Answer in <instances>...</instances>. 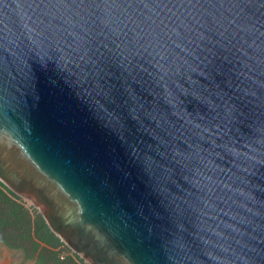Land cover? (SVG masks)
<instances>
[{"label":"water","instance_id":"water-1","mask_svg":"<svg viewBox=\"0 0 264 264\" xmlns=\"http://www.w3.org/2000/svg\"><path fill=\"white\" fill-rule=\"evenodd\" d=\"M0 184L83 264H264V0H0Z\"/></svg>","mask_w":264,"mask_h":264},{"label":"trees","instance_id":"trees-1","mask_svg":"<svg viewBox=\"0 0 264 264\" xmlns=\"http://www.w3.org/2000/svg\"><path fill=\"white\" fill-rule=\"evenodd\" d=\"M19 200L0 184V244L22 251L36 264H81L49 232L39 214L31 216Z\"/></svg>","mask_w":264,"mask_h":264},{"label":"rangeland","instance_id":"rangeland-1","mask_svg":"<svg viewBox=\"0 0 264 264\" xmlns=\"http://www.w3.org/2000/svg\"><path fill=\"white\" fill-rule=\"evenodd\" d=\"M18 202L28 210L31 216H34L37 213L35 209H30L26 202L22 200H19ZM0 264H36V262H34L32 258L28 259L25 257L22 251L8 249L0 244ZM81 264H83L82 261Z\"/></svg>","mask_w":264,"mask_h":264}]
</instances>
